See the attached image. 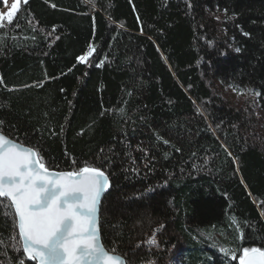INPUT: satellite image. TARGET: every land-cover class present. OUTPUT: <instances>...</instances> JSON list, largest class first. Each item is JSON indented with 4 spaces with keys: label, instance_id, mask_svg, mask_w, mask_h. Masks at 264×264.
<instances>
[{
    "label": "trees",
    "instance_id": "trees-1",
    "mask_svg": "<svg viewBox=\"0 0 264 264\" xmlns=\"http://www.w3.org/2000/svg\"><path fill=\"white\" fill-rule=\"evenodd\" d=\"M262 115L264 0H27L0 28V131L48 169L107 173L101 238L127 264L264 249ZM13 211L0 264H37Z\"/></svg>",
    "mask_w": 264,
    "mask_h": 264
},
{
    "label": "snow or ice",
    "instance_id": "snow-or-ice-1",
    "mask_svg": "<svg viewBox=\"0 0 264 264\" xmlns=\"http://www.w3.org/2000/svg\"><path fill=\"white\" fill-rule=\"evenodd\" d=\"M20 2L14 0L10 11L0 13V28L5 20L12 24ZM0 3L7 5L8 0ZM93 51L90 48L78 60L87 62ZM109 187L101 168L85 163L73 171L51 172L35 149L16 144L0 131V198H4L0 208L6 200L14 209L11 218L19 239L11 236L15 241L11 246L22 256L38 264H122L99 242L95 224L100 196ZM154 236L149 244L156 243ZM0 246H6L3 240ZM220 251L229 254L226 248ZM19 264H25L24 259ZM239 264H264V249L243 248Z\"/></svg>",
    "mask_w": 264,
    "mask_h": 264
},
{
    "label": "water",
    "instance_id": "water-1",
    "mask_svg": "<svg viewBox=\"0 0 264 264\" xmlns=\"http://www.w3.org/2000/svg\"><path fill=\"white\" fill-rule=\"evenodd\" d=\"M3 134H4V133H3ZM4 135H5V134H4ZM5 136H6L7 138L13 140V142H15L16 144H18V145H20V146H22V147H24V148H31V147H29V146H26V145H24V144H22V143H20V142H18V141H16V140H14V139L8 137L7 135H5ZM46 168H47V167H46ZM49 171L54 172V173L68 172V171H56V170H52V169H49ZM104 172H105V171H104ZM105 174L107 175L106 172H105ZM107 176H108V175H107ZM108 178H109V176H108ZM109 182H110V178H109ZM110 188H111V182H110V187H109L106 191H104V192L101 194L100 199H99V203H98V206H97V213H96V217H95V224H96V227H97L98 238H99V242L103 245L104 249H105L109 254H112V255L118 256V257L120 258L122 264H127L126 259H125L123 256H121V255H119V254H117V253H113V252L109 251L108 249H106V247L104 246V244H103V242H102V238H101V233H100V209H101V202H102L104 196H105V195L107 194V192L110 190ZM13 210H14V209H13ZM27 259H28V258H27ZM28 260H30V261H35V262L38 264V261H36V260H31V259H28Z\"/></svg>",
    "mask_w": 264,
    "mask_h": 264
},
{
    "label": "rangeland",
    "instance_id": "rangeland-1",
    "mask_svg": "<svg viewBox=\"0 0 264 264\" xmlns=\"http://www.w3.org/2000/svg\"><path fill=\"white\" fill-rule=\"evenodd\" d=\"M14 2V0H8V3L7 5L3 4V7L1 8L0 10V13H7L8 11H10L11 9V4ZM23 3V0H21V2L19 3L18 5V9L20 7V5ZM226 95L231 98V99H234L236 98L237 96V93L233 90V89H227L226 91ZM255 97V96H253ZM253 97H251L253 99ZM254 100V99H253ZM262 121H263V124H264V115H262Z\"/></svg>",
    "mask_w": 264,
    "mask_h": 264
}]
</instances>
